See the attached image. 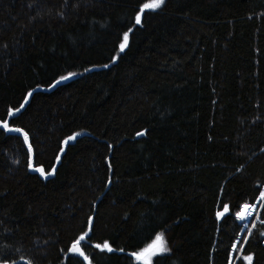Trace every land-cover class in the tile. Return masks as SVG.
Segmentation results:
<instances>
[{"label":"trees","instance_id":"16d2710c","mask_svg":"<svg viewBox=\"0 0 264 264\" xmlns=\"http://www.w3.org/2000/svg\"><path fill=\"white\" fill-rule=\"evenodd\" d=\"M146 2L0 0V258L87 264L92 217V264H264V209L216 215L264 191V0Z\"/></svg>","mask_w":264,"mask_h":264},{"label":"snow or ice","instance_id":"6c2138e0","mask_svg":"<svg viewBox=\"0 0 264 264\" xmlns=\"http://www.w3.org/2000/svg\"><path fill=\"white\" fill-rule=\"evenodd\" d=\"M165 3V0H150V2L142 3L139 6V11L136 12L134 16V24L135 25H140L142 23V14L146 10H152L155 11L157 9H160L162 5ZM132 31V28H129L128 31L123 32V38L122 41L119 43V51L123 52L124 49L128 46V41H129V33ZM115 59V58H113ZM107 67V65H105ZM74 75L73 73H69L68 76ZM67 77H60V80H64ZM29 96L31 93L28 94ZM25 107L24 104H20L18 108L15 110L9 109L7 112V115H12L13 111L15 113H19L21 109ZM0 126H2L4 129L8 131H14V132H19L23 133L24 140H28V133L24 132L22 128H9V124L7 120L3 121L0 123ZM143 133L138 132L136 135H142ZM77 134H73L72 136H69L67 138L68 141L73 140L76 138ZM67 143V141H65ZM29 151H31V148L29 147ZM28 167H32L31 163L28 164ZM36 171L40 172L42 175H47L48 173H45L43 168H38L35 169ZM256 197H253V202L248 203H238L234 205L233 207L239 209L238 211H235L234 213H231L230 211V206L228 204H223L222 212H217L216 215L219 216H225V214L229 215H234L235 219L240 221V222H245L249 220V217H252L254 213L257 212V208L264 209V191L259 192V203L255 202ZM251 222V221H249ZM261 223H264V220L261 221ZM92 231V217L88 218L87 221V229L79 235L75 240L72 241L71 247L69 248V251L72 253H76L79 256L83 257V260L87 262V264H92V261L89 259L87 255H85L84 251L81 248V243L87 242V238L89 237V233ZM241 231H245V229H241ZM261 235H264V233H261ZM143 246H139L137 251H134L131 253L132 257H135L137 261H140L141 264H153V258L157 257L161 254L164 253H169L170 248L167 246V239L165 237L164 232H156L153 235H150L149 237L145 238L144 240L141 241ZM96 249L100 250H107L108 252L113 251L111 248L110 244L108 241H104L102 244L97 243L94 245ZM237 247L236 244L232 245V248L235 250ZM123 251V249H121ZM243 259L247 261V264H253V255L249 254L247 256H244ZM0 264H16L15 260L9 261L8 259L5 258H0ZM28 264H32V261H28Z\"/></svg>","mask_w":264,"mask_h":264},{"label":"rangeland","instance_id":"374dc122","mask_svg":"<svg viewBox=\"0 0 264 264\" xmlns=\"http://www.w3.org/2000/svg\"><path fill=\"white\" fill-rule=\"evenodd\" d=\"M141 18H142V17H141ZM62 81H63V80H60V79H59V81H58V82H62ZM257 210H258V208H257ZM256 214H257V212H256V213H254L253 217H255V215H256ZM250 218H251V217H249V220H250ZM134 258H135V257H134ZM135 261H136V262H138V263H141L140 261H137L136 259H135Z\"/></svg>","mask_w":264,"mask_h":264},{"label":"water","instance_id":"95a60500","mask_svg":"<svg viewBox=\"0 0 264 264\" xmlns=\"http://www.w3.org/2000/svg\"><path fill=\"white\" fill-rule=\"evenodd\" d=\"M13 114H14V113H13ZM13 114H12V115H13Z\"/></svg>","mask_w":264,"mask_h":264}]
</instances>
